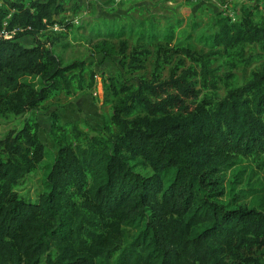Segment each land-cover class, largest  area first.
Returning a JSON list of instances; mask_svg holds the SVG:
<instances>
[{
  "label": "trees",
  "instance_id": "trees-1",
  "mask_svg": "<svg viewBox=\"0 0 264 264\" xmlns=\"http://www.w3.org/2000/svg\"><path fill=\"white\" fill-rule=\"evenodd\" d=\"M80 9L77 0H0V114L93 87L91 62L64 63L56 52L57 44L70 46L61 43L69 34L45 33L72 26L60 15ZM124 32L111 31L92 54L117 55L135 73L152 50L132 46ZM25 35L34 41L23 43ZM162 37L150 77L131 84L109 76L112 94L125 97L99 133L71 123L54 132L59 148L37 201L17 188L46 155L38 124L26 119L0 135V264H264L255 253L264 247V185L244 163L264 154V65L224 96H202L198 87H216L208 56L264 46V18L249 6L237 20L218 16L200 38L206 53L174 41L172 26ZM175 55L197 65H180Z\"/></svg>",
  "mask_w": 264,
  "mask_h": 264
},
{
  "label": "rangeland",
  "instance_id": "rangeland-1",
  "mask_svg": "<svg viewBox=\"0 0 264 264\" xmlns=\"http://www.w3.org/2000/svg\"><path fill=\"white\" fill-rule=\"evenodd\" d=\"M81 6L77 14L67 10L61 16L64 23L71 21L67 28L56 24L50 26L45 33L64 31L69 36L61 43L69 42L70 46L56 45V52L64 63L75 59L91 62L96 71V81L93 87L67 95L62 92L36 110L15 115L13 113L0 114V135L7 134L12 129L20 128L26 119L38 124L40 139L44 142L46 155L38 168L27 174L17 190L28 201H37L43 191L44 169L56 157L58 142L54 132L58 135L69 128L66 124L77 125L80 130L92 136L109 122L113 106L122 101V97L112 94L109 76L117 78L123 74V81L136 83L137 77H150L153 71L155 51L158 43H166L162 34L170 26L175 28V40L183 41L194 50L206 53L208 48L200 41L201 36L210 33L218 16H227L232 20L239 19L244 7H251L256 19L264 18V0H77ZM125 29L122 38L129 39L132 46L145 44L152 53L145 61V67L135 73H127L117 55H93V45L107 37L111 31L119 32ZM43 33L41 36L46 37ZM145 35V37H142ZM25 44H31L34 38L25 35L20 38ZM112 42L119 40L112 38ZM168 46V45H167ZM175 62L180 65H197L185 56L175 55ZM209 66L215 69L214 87L210 81L199 82L201 95L224 96L227 90L248 80L252 72L264 65V46L259 44H244L237 47L222 49L218 55L208 56ZM170 67L164 71L168 75ZM210 79V78H209ZM53 123L65 126L61 131L53 128ZM71 134V133H68ZM245 164L255 169L254 180L264 185V154L245 159ZM139 170L149 172V166L138 165ZM234 169L227 171L226 180L234 178ZM245 179V178H244ZM243 185V184H241ZM250 197L242 198L243 203H250ZM255 253L264 259V247L256 249Z\"/></svg>",
  "mask_w": 264,
  "mask_h": 264
},
{
  "label": "built area",
  "instance_id": "built-area-1",
  "mask_svg": "<svg viewBox=\"0 0 264 264\" xmlns=\"http://www.w3.org/2000/svg\"><path fill=\"white\" fill-rule=\"evenodd\" d=\"M7 35V34H6Z\"/></svg>",
  "mask_w": 264,
  "mask_h": 264
}]
</instances>
